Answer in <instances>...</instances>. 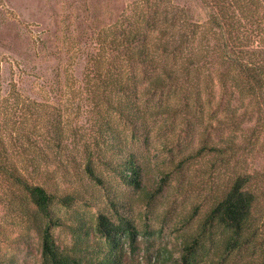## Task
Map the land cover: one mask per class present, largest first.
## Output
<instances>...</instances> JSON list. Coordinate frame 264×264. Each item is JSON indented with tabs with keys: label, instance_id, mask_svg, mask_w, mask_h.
<instances>
[{
	"label": "rangeland",
	"instance_id": "rangeland-1",
	"mask_svg": "<svg viewBox=\"0 0 264 264\" xmlns=\"http://www.w3.org/2000/svg\"><path fill=\"white\" fill-rule=\"evenodd\" d=\"M155 4L162 8L158 25L165 30L162 40L171 38V29L169 34L166 29L173 22L202 27L208 21L200 0H0L4 96L13 97L16 88L38 112L24 119L23 125L8 129L16 137L47 124L50 141L55 126L63 131L59 147L47 150L46 159L56 160L61 171L50 183L41 181L50 193L66 190L79 199L72 208L55 207L64 222L53 228L61 249H76L77 218L90 226L103 213L114 221L121 216L130 219L137 228V250L132 254L125 244V264H183L185 246L198 237L202 247L198 264H211L219 257L225 258L224 264H264V108L260 102L242 90L231 91L244 97L231 101L218 87L192 90L193 95L200 91L202 104L192 103L187 111L153 113L176 102L178 92L161 93L146 110L147 127L134 135L126 120L101 102L99 90H90L93 71L100 63L107 68L118 57L111 52L113 38ZM118 61L123 60L118 57ZM107 98L120 96L109 93ZM107 121L136 152L143 166V189L128 186L97 159L105 149H100L102 142L110 141ZM204 146L217 149L200 152ZM93 151L106 187L86 176L85 163ZM47 166L54 170V164ZM238 176L250 177L248 188L256 196L247 232L251 236L247 246L226 256L219 232L213 238L200 234L211 209ZM16 215L0 202V223L11 238L1 245L0 264H43L35 233L17 244L22 219ZM14 219L20 225L10 226ZM88 241L94 246L104 239L92 231Z\"/></svg>",
	"mask_w": 264,
	"mask_h": 264
},
{
	"label": "trees",
	"instance_id": "trees-1",
	"mask_svg": "<svg viewBox=\"0 0 264 264\" xmlns=\"http://www.w3.org/2000/svg\"><path fill=\"white\" fill-rule=\"evenodd\" d=\"M200 1L208 14L207 23L198 27L173 22L172 28L166 29L167 34L169 29L173 33L169 40L161 39L165 30L158 28L162 8L157 4L151 9L147 7V11L113 38L111 52L123 61L116 57L107 68L100 63L93 71L90 90H99L101 102L124 118L134 135L147 127L146 110L158 94L165 92H178L175 99L178 104L175 102L153 113L172 114L181 108L187 111L192 103L202 104L200 91L193 95L192 90L218 87L231 101L240 102L244 97L230 92L242 90L264 108V0ZM16 90L12 89L13 97H5L0 83V202L4 201L9 212L22 219L17 244L24 243L28 233H35L43 264H125V244L128 243L131 253L135 254L138 231L130 219L122 216L114 221L101 213L90 226L79 217L74 227L78 238L76 249L66 251L58 246L53 228L63 226L64 222L55 207L69 209L79 199L66 190L50 193L41 181L50 183L61 171L56 160L54 163L51 158L48 162L46 159L50 157L47 150L59 147L63 131L54 127L53 142L47 139L50 136L45 128L47 124L39 131L34 126L36 130L32 132L23 131L13 136L8 129L10 125H23L31 114L38 115L37 109L31 107L34 103L23 101ZM109 93L120 98L111 101L107 98ZM105 129L109 132L106 139L110 141L102 142L100 149H105L97 159L128 186L143 189V166L136 152L110 121ZM216 149L204 146L200 152ZM95 154L97 152L93 151L87 158L86 176L106 187L105 179L96 169ZM48 164L55 165L53 171ZM249 182L250 177L238 176L224 198L211 209L202 227L201 237L213 238L214 233H220L226 256L250 242L251 235L247 232L256 196L249 190ZM9 225L14 227L20 223L15 224L14 219ZM92 231L104 239L103 244H90L88 238ZM10 239L0 223V251L2 243ZM200 240L198 237L185 246L183 264H198ZM212 241L214 243V239ZM97 252L104 254L96 256ZM224 261L225 258L219 257L211 264H224Z\"/></svg>",
	"mask_w": 264,
	"mask_h": 264
}]
</instances>
